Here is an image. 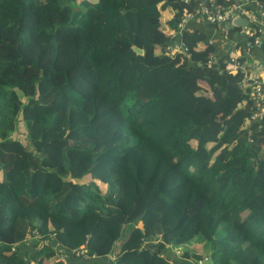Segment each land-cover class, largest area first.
Returning <instances> with one entry per match:
<instances>
[{
  "label": "trees",
  "instance_id": "obj_1",
  "mask_svg": "<svg viewBox=\"0 0 264 264\" xmlns=\"http://www.w3.org/2000/svg\"><path fill=\"white\" fill-rule=\"evenodd\" d=\"M235 1L0 0V264H199L173 251L197 237L213 264H264L252 90L196 24L168 51L187 14Z\"/></svg>",
  "mask_w": 264,
  "mask_h": 264
},
{
  "label": "built area",
  "instance_id": "obj_2",
  "mask_svg": "<svg viewBox=\"0 0 264 264\" xmlns=\"http://www.w3.org/2000/svg\"><path fill=\"white\" fill-rule=\"evenodd\" d=\"M191 0H185L190 2ZM237 17L247 19V25L234 26L233 20ZM202 20L206 24L214 27L222 36H227L233 27L236 35L232 39L233 44L238 47L237 52L231 56L228 66L226 67L227 73L241 74L240 88L245 85L249 86L252 90L251 97L258 105V112L252 115V118H264V54L262 49H258L259 54L257 57L252 58V49L262 48L264 42V4L259 0H236L231 6L214 7L204 5L201 9L197 10L194 14H187L180 23L178 35L172 36L173 42L168 46L169 54L175 52L186 53L187 48L181 41L184 32H194V25ZM179 38V39H178ZM245 48H247L245 50ZM247 58L246 60H239V58ZM248 58H250L248 60ZM208 63L209 67L213 63ZM223 69L220 73H223ZM41 238L39 234H36ZM47 244L44 242V245ZM86 254L85 249L67 252L59 249L54 262L61 264H68L71 260H79ZM35 264V263H31Z\"/></svg>",
  "mask_w": 264,
  "mask_h": 264
},
{
  "label": "rangeland",
  "instance_id": "obj_3",
  "mask_svg": "<svg viewBox=\"0 0 264 264\" xmlns=\"http://www.w3.org/2000/svg\"><path fill=\"white\" fill-rule=\"evenodd\" d=\"M14 136H16L17 138H20L24 143L27 142L26 132H25L23 127H19L17 133ZM140 225L141 224H139V226ZM131 229H132V227H130V226L124 227V230L122 233L124 238L126 237L127 233ZM34 249H35L34 242H26L21 246V250H22L23 255H26L29 252H34ZM209 249H210V244L206 243L201 237H197L196 239H194L190 243L182 246V248H178V249L174 248L173 251L176 252V255L178 258H181L182 253L184 252L183 250H190L191 253L196 254V255H200V256H202V258L204 257V259L202 261H200L199 264H213L212 260L208 256V250ZM173 251H171L172 253L171 252L168 253V256L171 257L172 259L176 257V255L174 254ZM23 257L27 258L25 256H23ZM208 258H209V260H208ZM192 262H195V261H192ZM33 263H35L34 260H33Z\"/></svg>",
  "mask_w": 264,
  "mask_h": 264
},
{
  "label": "crops",
  "instance_id": "obj_4",
  "mask_svg": "<svg viewBox=\"0 0 264 264\" xmlns=\"http://www.w3.org/2000/svg\"><path fill=\"white\" fill-rule=\"evenodd\" d=\"M196 27L202 33H206L208 35L210 39V43L215 45L216 48L215 52L217 55L228 54L229 52L235 53V51L237 52L238 47H236L232 41L229 42L228 38L219 34V31L216 30L214 27L205 26L202 20L196 23ZM258 49H262V48L252 49V58L257 57V55L259 54Z\"/></svg>",
  "mask_w": 264,
  "mask_h": 264
},
{
  "label": "water",
  "instance_id": "obj_5",
  "mask_svg": "<svg viewBox=\"0 0 264 264\" xmlns=\"http://www.w3.org/2000/svg\"><path fill=\"white\" fill-rule=\"evenodd\" d=\"M232 24L234 26H245L247 25V19L242 18V17H237L233 20ZM132 50L140 56L144 55V51L142 49H140L139 47H137L136 45L132 46Z\"/></svg>",
  "mask_w": 264,
  "mask_h": 264
},
{
  "label": "clouds",
  "instance_id": "obj_6",
  "mask_svg": "<svg viewBox=\"0 0 264 264\" xmlns=\"http://www.w3.org/2000/svg\"><path fill=\"white\" fill-rule=\"evenodd\" d=\"M32 239H33V241H34L35 238L32 236ZM46 243H47V244L44 245V242H40L41 247H49V246H50L49 244H52V245H53L52 247L56 248V247H55V243H49L48 241H47ZM58 247H59V246H58ZM82 248L86 250V247H85V246H83ZM82 248H81V249H82ZM59 249H61V248H58V251H59ZM61 250L65 251L64 249H61ZM86 252H87V250H86ZM57 254H58V252H57ZM57 254H56V255H57ZM56 255L54 256V259H55ZM84 255H85V254H84ZM84 255L82 256L81 259L85 258ZM54 259H53V261H54ZM81 259H79V260H81ZM76 261H78V260H71V261H69V263H70V262H76ZM54 263H55V262H54ZM69 263H68V264H69ZM57 264H58V263H57ZM59 264H61V263H59Z\"/></svg>",
  "mask_w": 264,
  "mask_h": 264
}]
</instances>
